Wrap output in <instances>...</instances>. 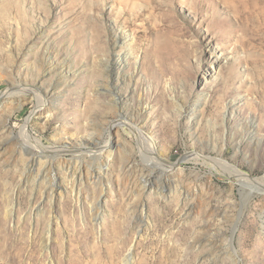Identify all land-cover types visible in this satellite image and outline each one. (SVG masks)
Instances as JSON below:
<instances>
[{
  "label": "rangeland",
  "instance_id": "rangeland-1",
  "mask_svg": "<svg viewBox=\"0 0 264 264\" xmlns=\"http://www.w3.org/2000/svg\"><path fill=\"white\" fill-rule=\"evenodd\" d=\"M105 116L109 185L15 139L79 151ZM194 152L264 187V0H0V264H264V192Z\"/></svg>",
  "mask_w": 264,
  "mask_h": 264
},
{
  "label": "bare ground",
  "instance_id": "bare-ground-1",
  "mask_svg": "<svg viewBox=\"0 0 264 264\" xmlns=\"http://www.w3.org/2000/svg\"><path fill=\"white\" fill-rule=\"evenodd\" d=\"M125 40V38H124ZM47 93H42L38 89L34 91V95L38 99L37 104V111H49L51 107L56 106L57 102L54 101L52 104H49L45 102V99L47 97ZM52 110V109H51ZM113 114V113H112ZM117 119V118H116ZM107 122V125L105 122ZM104 121H94L89 122L87 126L83 129V134L86 135L87 138L91 139L92 141L88 143L87 147H82L81 150L76 151L74 149H69L68 146H54L51 151L48 153L46 152L47 146L44 145V143L36 137L29 129L28 123L25 122L19 130L17 131V134L15 135L20 141V146H22L25 150L26 154L32 155V159H37L39 162H45L46 160L50 159L51 157L54 159H63V155L71 152L72 156L70 157L69 161L71 163H75L79 165L81 164L82 169L78 170V173L80 176L78 177V182L83 181L85 184L94 183L96 179H103L105 181V185H109L110 181L105 177L102 176L99 172L103 170L105 172L104 168L99 167V170L96 172L91 171L89 168L84 167L83 162H85V158L90 157L91 159L94 157H99L102 154H104V151H107L109 155L112 152L110 149L111 143L107 141L104 145H101L100 141L97 140V137L102 133L103 130H114L116 128V120H112L109 116L104 117ZM60 134L57 135V137ZM138 143L141 148V152L143 155V158L149 163L151 167H159L161 170L167 171L171 167H166L160 160V158L157 156L156 151V143L154 140H151L147 136H145L143 133L138 134ZM112 148V147H111ZM78 149V148H77ZM80 149V148H79ZM189 160H195V161H201L203 164H210V167L213 169H216L220 172L226 173L228 175H232L237 177L243 187H247L249 193H254L256 190H261L264 192V187L254 181H249V175L246 173L240 171L238 168L234 167L233 165H230L228 163L223 162L221 159L214 158V157H208L205 155H200L198 153H192V155H188L187 157ZM95 159V158H94ZM107 161L109 160V157L107 156ZM87 161V160H86ZM66 164V162L64 160ZM64 168L63 163H56L54 161H50V165L46 174V178L48 182H54L53 175L50 172H59L61 169ZM68 170V169H67ZM158 171V170H157ZM54 184V183H52ZM81 186V183H79ZM80 186L77 184L76 187H72V191L74 190V195L77 198L80 195L81 189ZM246 189V190H247ZM66 192V189H64L61 185H59L56 188V195L58 197H62V194Z\"/></svg>",
  "mask_w": 264,
  "mask_h": 264
}]
</instances>
